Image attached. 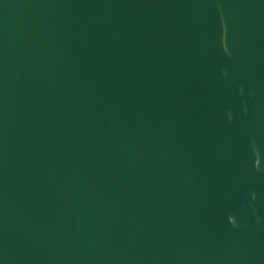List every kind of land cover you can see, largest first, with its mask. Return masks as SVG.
<instances>
[{
    "label": "water",
    "instance_id": "95a60500",
    "mask_svg": "<svg viewBox=\"0 0 264 264\" xmlns=\"http://www.w3.org/2000/svg\"><path fill=\"white\" fill-rule=\"evenodd\" d=\"M0 264H264V0H0Z\"/></svg>",
    "mask_w": 264,
    "mask_h": 264
}]
</instances>
